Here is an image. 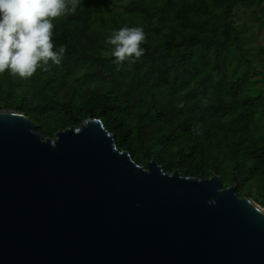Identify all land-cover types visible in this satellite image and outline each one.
I'll return each instance as SVG.
<instances>
[{
    "label": "trees",
    "instance_id": "16d2710c",
    "mask_svg": "<svg viewBox=\"0 0 264 264\" xmlns=\"http://www.w3.org/2000/svg\"><path fill=\"white\" fill-rule=\"evenodd\" d=\"M263 2L82 0L53 21L62 63L28 79L0 74V109L22 111L44 137L98 118L136 163L216 174L264 208V88L251 94L228 71L231 53L245 54L235 8L255 7L264 25ZM122 26H142L147 39L138 61L117 65L105 41Z\"/></svg>",
    "mask_w": 264,
    "mask_h": 264
},
{
    "label": "water",
    "instance_id": "95a60500",
    "mask_svg": "<svg viewBox=\"0 0 264 264\" xmlns=\"http://www.w3.org/2000/svg\"><path fill=\"white\" fill-rule=\"evenodd\" d=\"M0 264H264V208L136 163L98 118L44 137L0 109Z\"/></svg>",
    "mask_w": 264,
    "mask_h": 264
},
{
    "label": "clouds",
    "instance_id": "9594fccd",
    "mask_svg": "<svg viewBox=\"0 0 264 264\" xmlns=\"http://www.w3.org/2000/svg\"><path fill=\"white\" fill-rule=\"evenodd\" d=\"M82 0H0V74L6 70L20 79L37 69L47 71L49 62L59 66L66 45L54 42L53 21L75 15ZM147 34L142 26L113 30L105 43L112 46L117 65L135 63L144 55Z\"/></svg>",
    "mask_w": 264,
    "mask_h": 264
},
{
    "label": "rangeland",
    "instance_id": "374dc122",
    "mask_svg": "<svg viewBox=\"0 0 264 264\" xmlns=\"http://www.w3.org/2000/svg\"><path fill=\"white\" fill-rule=\"evenodd\" d=\"M264 5V2L262 3ZM262 16L255 9L237 6L234 11V22L240 27L245 25L247 31L243 39L244 58L240 59L232 52L229 58L230 76H243L244 85L251 94L264 88V25Z\"/></svg>",
    "mask_w": 264,
    "mask_h": 264
}]
</instances>
